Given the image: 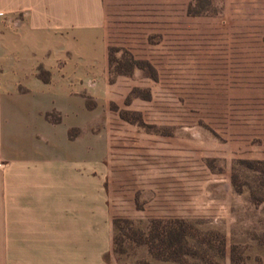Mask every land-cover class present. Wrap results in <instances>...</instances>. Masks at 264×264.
I'll return each instance as SVG.
<instances>
[{
  "label": "rangeland",
  "instance_id": "obj_1",
  "mask_svg": "<svg viewBox=\"0 0 264 264\" xmlns=\"http://www.w3.org/2000/svg\"><path fill=\"white\" fill-rule=\"evenodd\" d=\"M104 5L111 96L99 106L86 100L104 129L70 134L86 143L98 135L107 153L118 222L106 264H264V202L246 168L264 160V0ZM13 104L0 97L4 123L28 124ZM174 220L186 238L179 259L138 243L153 224L160 233Z\"/></svg>",
  "mask_w": 264,
  "mask_h": 264
},
{
  "label": "crops",
  "instance_id": "obj_2",
  "mask_svg": "<svg viewBox=\"0 0 264 264\" xmlns=\"http://www.w3.org/2000/svg\"><path fill=\"white\" fill-rule=\"evenodd\" d=\"M107 45L104 0H0V97L28 117L6 125L0 107V264H106L112 252L107 153L98 135L69 136L102 124L86 100L110 99Z\"/></svg>",
  "mask_w": 264,
  "mask_h": 264
},
{
  "label": "trees",
  "instance_id": "obj_3",
  "mask_svg": "<svg viewBox=\"0 0 264 264\" xmlns=\"http://www.w3.org/2000/svg\"><path fill=\"white\" fill-rule=\"evenodd\" d=\"M69 136L73 137V134H69ZM246 163L249 164L246 168L257 176L255 188L250 186V189H252V191L255 190L258 194H260L258 196V200L264 202V160L256 162L255 165L252 162ZM117 222V219L113 220L114 229L117 226ZM182 224V220L170 221L169 223H166L160 233L157 232V225L153 224L149 229L147 239H142L138 243H146L148 245L149 252L155 258L163 260L179 259L180 256L176 255L178 253L176 252V247L179 249L186 243L185 235L181 229ZM115 243L116 242L114 241V244ZM162 249H164V251ZM116 250L119 251L121 248H116Z\"/></svg>",
  "mask_w": 264,
  "mask_h": 264
}]
</instances>
